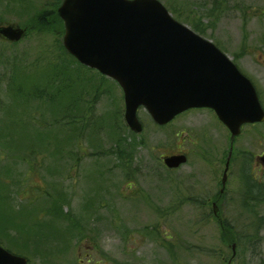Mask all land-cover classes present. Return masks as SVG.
I'll return each instance as SVG.
<instances>
[{"label": "rangeland", "instance_id": "rangeland-1", "mask_svg": "<svg viewBox=\"0 0 264 264\" xmlns=\"http://www.w3.org/2000/svg\"><path fill=\"white\" fill-rule=\"evenodd\" d=\"M158 1L189 29L193 30L192 24L200 20L206 30L199 35L217 45L253 82L264 108V0ZM22 2L0 0V26L22 27L35 14L51 11L57 0H30L29 13L24 11L26 4ZM62 36L32 31L17 44L0 38V119L5 105L12 103L7 86L14 68L35 60H41L44 68L59 69L61 64H66L56 58ZM69 68L67 79L71 82L77 73L81 80H87L89 93L84 94L87 106L96 96L95 122L86 127L82 144L53 139L51 133L40 139L35 133L38 129L18 124L19 117L24 120L27 113L38 110L33 117L48 121L43 131L56 132L61 128L56 125L57 120L63 121L59 98H54L58 101L53 107L48 106L49 100L31 102L30 107L24 106L25 111L13 113L12 123L2 128L10 131L13 149L33 146L32 150L41 153L40 148L47 144L50 151L43 158L27 154L10 158L4 149L7 138L3 136V141L0 140V167L7 170L4 176L8 178L5 181L8 187L2 191L4 199L19 213L26 227L28 222L37 221L38 212L42 213L34 232L20 228L24 239L45 234L53 237L54 231L47 230L51 216L43 215V210L48 211L58 198L55 190L64 200L59 201L60 206L64 205L63 214L81 220L82 232L87 237L80 243L74 242L66 261L45 263L32 258L31 264H264V202L245 208L241 204L244 184L249 182L247 174L254 173L264 185V167L256 162L264 155V124L244 126L240 136L234 139L225 191L219 198L230 135L211 111L191 110L167 127L158 128L140 110L138 117L144 132L135 136L140 143L134 150L136 159L130 169L118 167L111 148L117 140L123 145L125 139L124 149L129 154L132 152L129 143L133 141L123 120V94L112 81H104L92 71L76 68L73 62ZM40 81L36 83L43 87L45 79ZM95 87L99 88L98 94L92 93ZM47 89L44 97L52 98ZM80 91L81 88L76 92ZM86 113L89 112L83 111ZM60 144L62 152H59ZM179 152L188 156L187 164L176 171L167 170L162 159ZM39 190L50 195L48 202ZM95 197L98 212L94 220L96 210L88 207L93 206ZM213 202L217 203L216 215ZM84 220H90L89 225ZM225 223L240 231L245 223L259 227L262 241L258 251L252 252L238 240L234 249L232 244L223 243L220 228ZM11 231V236L18 234ZM40 246L52 250L45 248V244ZM32 248V243L27 244V252H33Z\"/></svg>", "mask_w": 264, "mask_h": 264}, {"label": "water", "instance_id": "water-1", "mask_svg": "<svg viewBox=\"0 0 264 264\" xmlns=\"http://www.w3.org/2000/svg\"><path fill=\"white\" fill-rule=\"evenodd\" d=\"M57 15L67 53L121 88L131 132L143 131L140 108L158 126L192 109L212 110L231 140L242 126L264 123L251 81L214 44L174 20L158 0H64ZM25 33L18 26L0 27V37L10 43L20 42ZM163 162L173 170L187 158L175 155ZM0 264L28 260L0 246Z\"/></svg>", "mask_w": 264, "mask_h": 264}, {"label": "trees", "instance_id": "trees-1", "mask_svg": "<svg viewBox=\"0 0 264 264\" xmlns=\"http://www.w3.org/2000/svg\"><path fill=\"white\" fill-rule=\"evenodd\" d=\"M62 1L63 0H57L58 3L56 2L54 4V7L51 11L40 12L31 17L30 22L22 26V28L26 30V36L32 31H36L37 34L51 33L55 36L63 35V23L57 15V8L60 6ZM22 3L26 4V8L24 9V11H26L27 13L31 12L32 3L30 2V0H23ZM192 25L194 32L202 35L205 33L206 29L202 28L200 20H198L197 23H193ZM57 57L58 60L65 61L66 63L61 64V68L59 69L44 68L40 64L41 60H35L34 63H31L30 65L27 63L25 66L21 65L14 68V71H16H13L10 76L11 81L7 86V91L10 95L12 103L9 102V104L5 105L3 111L1 112L2 118L0 119V140L3 141V136L7 138V143L5 144L4 149L8 152V157L10 158L15 157V155L17 154H27L33 156V158H37V156L43 158L45 154H49L50 152L47 144L40 148L41 153L40 151L32 150L33 146H30L28 148L25 146H17L16 149H13L11 146L12 136L10 135V131L2 130V128H5V125L11 124L14 120L11 119L13 113H15L17 110L24 109V106L30 107L29 104L31 102H46V100H49L50 102H48V106L53 107L55 106V101L59 100L58 106L60 102L62 107L61 118L63 117V121L60 122V124V119H58L56 125L60 126L62 129L66 128L65 130L67 131L60 130L61 128L56 130L57 133L52 132V130L43 131V128H45L44 124H47L48 121L43 120V123V121H39L38 119H35L33 117L36 111L37 113H39L38 110H35V112L32 111V113H27L28 116H25L24 120H22L20 117L18 118L19 125L30 128L32 127L31 129H38L35 133L39 135L40 139L48 137L51 133V138L53 139L59 138L61 140H64L68 144L69 141L73 142L75 140L77 141V143L82 144L85 139L84 136L86 134V127L92 122H95L93 119V105L96 101V96H94V99L89 102L91 104L90 106L86 105L88 101H86L84 98V94L89 93V89L87 88V80H81V77L78 73L75 75L76 79L73 82H71L70 79H67V77L69 78V74L67 73H70L69 71H71V68H69L70 62H73L76 68H86L78 64L77 61L64 50L62 45H60V51H58L56 58ZM43 62H46L44 61V58ZM50 64L51 66L56 65L52 63ZM40 79H45L43 87L40 86L42 84L36 83L41 82ZM102 83L103 82H101V84ZM79 88H81V91L76 92ZM46 89L47 92L51 91V93L53 94L52 98L44 97L46 95ZM74 92L76 93V95ZM98 92L99 88L95 87L92 93L98 94ZM41 93H44V95L41 96ZM54 98L59 99L55 100ZM45 104L47 103H44L43 105ZM36 106L38 107V109H40L39 105ZM11 107L13 108L10 110L9 108ZM85 110L89 113H86L84 115L83 111ZM22 114H24V112ZM51 125H53V123H51ZM35 126L39 128H34ZM131 136L132 138H130V140H133L131 143H129V147L132 150L131 153L128 154L124 149L125 139L123 141V145L119 142V140H117L114 146L111 148V153L112 155H114L118 167L124 168L127 166V168L129 167L130 169L132 166V162L136 159L134 150L140 145V143L136 141V137L133 134H131ZM76 146H78V144ZM59 152H62L61 144L59 146ZM6 171L7 170L3 171V169L0 167V175H2V182L0 183V246L4 247L14 254L28 258L30 264L32 258L41 259L42 261H46L45 263H61V261H66V255L70 252L69 250L72 248L74 242L80 243L81 241L87 239L86 234H83L82 232L81 220H78L71 215L63 214L62 208L64 207V205H59V201H62L63 199L61 200L59 192L55 190L54 194H58V198L54 200V203L51 205L52 207H50L48 211L43 210L45 211L43 215H46V213H48L51 216L52 221L48 223L47 230L51 228L54 231L53 237H50L49 234H45V236H35L24 239V237L22 236L23 232H19L20 228H22L23 230L25 228L28 233L34 232L37 225H39V221L42 217L40 215L42 213L38 212L36 214L38 215L37 217H39L37 221L28 222V227H26V223H23L21 221L19 213H15L11 203L5 200L2 195L3 189L8 187V185L5 183L8 178H5L4 176V174H6ZM246 176H248L247 180L250 183L247 182V184H244L245 186L242 191L241 204L243 208H245L246 205L249 204L256 206L257 204L264 202V185L255 181L256 179L254 178L253 174L249 173ZM23 178H26V176L24 175ZM59 188V186H55V189L59 190ZM39 192L43 199H46V202H48V198L50 195L43 194L41 190H39ZM96 204H98V202L97 198L95 197L93 206L89 204L88 207L92 208V210H96V216L93 218L94 220L96 219L98 212ZM56 213L59 217H57ZM89 221L90 220H84L83 223L89 225ZM243 226L244 229L242 228V230L240 231L238 227L229 226L228 223L222 225L220 228L222 242L228 245L235 243L238 245L239 241V243L247 244L249 250H251L252 252L258 251L262 241L260 228L246 225V223L243 224ZM10 230H12L11 233L15 232V234H18L11 236L9 234ZM18 243H20V246H18ZM29 243H32L33 245V252L31 253L27 252V244ZM15 244L18 247L15 246ZM41 244H45V248L52 250H44L40 246ZM169 250H173V248L169 247Z\"/></svg>", "mask_w": 264, "mask_h": 264}, {"label": "flooded vegetation", "instance_id": "flooded-vegetation-1", "mask_svg": "<svg viewBox=\"0 0 264 264\" xmlns=\"http://www.w3.org/2000/svg\"><path fill=\"white\" fill-rule=\"evenodd\" d=\"M167 127V126H166ZM182 154H184V153H182V152H179V153H177V154H175V155H182ZM185 155V154H184ZM186 157H187V161H188V156L187 155H185ZM264 155L263 156H260V157H258L257 158V160H256V162L260 165V166H262V167H264ZM225 168V167H224ZM172 171H176V170H172ZM223 173H224V171H223ZM254 178L256 179L255 181H257L258 182V177L255 175L254 176ZM224 191H225V188L223 189L222 187H221V189H220V191H219V198H221V196L224 194ZM214 205H216L217 206V203L216 202H213L212 203V208H213V206Z\"/></svg>", "mask_w": 264, "mask_h": 264}]
</instances>
